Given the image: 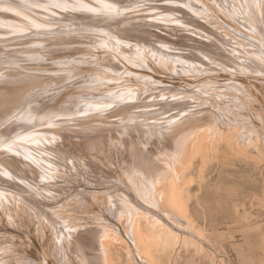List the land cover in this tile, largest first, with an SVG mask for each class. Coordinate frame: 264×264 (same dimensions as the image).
<instances>
[{
	"label": "rangeland",
	"instance_id": "1",
	"mask_svg": "<svg viewBox=\"0 0 264 264\" xmlns=\"http://www.w3.org/2000/svg\"><path fill=\"white\" fill-rule=\"evenodd\" d=\"M103 2L118 12L100 10L102 0H0V96L8 92L0 97V264L67 263L63 233L113 221L115 198L132 193L124 186L112 194L111 182L130 168L123 141L108 132L131 126L150 152V132L193 117L218 136L198 144L182 175L180 211L167 223L184 240L149 243L144 260L264 264V7L255 6L262 1ZM97 129L107 130L106 145L90 151L87 135Z\"/></svg>",
	"mask_w": 264,
	"mask_h": 264
},
{
	"label": "bare ground",
	"instance_id": "2",
	"mask_svg": "<svg viewBox=\"0 0 264 264\" xmlns=\"http://www.w3.org/2000/svg\"><path fill=\"white\" fill-rule=\"evenodd\" d=\"M46 1V0H45ZM81 1V0H78ZM87 1V0H86ZM259 1V0H258ZM262 1V0H261ZM69 2V1H68ZM75 2V1H73ZM71 3V2H70ZM76 4V3H75ZM248 4V3H247ZM259 4V3H258ZM79 5V3H78ZM88 8V6H86ZM78 8V7H77ZM59 9V8H58ZM86 8H84L85 10ZM76 10V9H75ZM79 10V9H77ZM17 11V10H16ZM263 11V12H262ZM261 14L263 15L262 18L264 19V9L261 10ZM13 13V12H12ZM129 13V12H128ZM257 13V12H256ZM131 14V13H130ZM135 14V13H134ZM238 14V12H237ZM129 15V14H128ZM133 15V13H132ZM239 15V14H238ZM4 16V15H3ZM134 17V16H133ZM233 17V16H232ZM125 19V18H124ZM132 19V18H131ZM7 20V19H6ZM25 20V19H24ZM104 20V19H103ZM114 20V19H113ZM110 21V20H109ZM112 22V21H111ZM120 22V20H119ZM259 22V21H258ZM16 23V22H15ZM96 23V22H94ZM103 23V22H102ZM134 23V22H133ZM264 23V22H263ZM69 25V24H68ZM108 25V24H107ZM136 25V24H134ZM206 26V25H205ZM261 26V25H260ZM64 27V26H63ZM67 28V26L65 25ZM245 29V28H244ZM218 31V30H217ZM120 32V31H119ZM14 33V32H12ZM29 33V32H28ZM13 35V34H12ZM262 37V36H261ZM3 48V47H2ZM5 48V47H4ZM19 73V72H18ZM21 74V73H20ZM50 76V75H49ZM18 81V80H17ZM2 82V81H1ZM35 84V83H34ZM1 85V83H0ZM10 85V84H9ZM29 85V84H28ZM32 85V84H31ZM21 86V85H20ZM1 87V86H0ZM15 87V86H14ZM29 87V86H28ZM33 87V86H32ZM30 91V89H28ZM32 90V88H31ZM35 90V89H34ZM13 91V90H12ZM11 91V92H12ZM27 91V90H26ZM6 93L8 92H3L0 97L4 96L6 97ZM11 94V93H10ZM13 94V93H12ZM28 94V93H27ZM170 94V93H169ZM16 95V94H15ZM14 95V96H15ZM22 95V94H21ZM26 95V94H25ZM24 95V96H25ZM13 96V95H12ZM11 96V97H12ZM9 98V97H8ZM23 99L22 97H20ZM13 99V97H12ZM17 97L15 98V100ZM7 101V100H6ZM5 101V102H6ZM21 101V100H19ZM16 103V102H15ZM20 103V102H19ZM141 103V102H140ZM4 105V99L0 100V106ZM6 106V105H5ZM14 106V105H13ZM157 106V105H156ZM49 107V106H48ZM168 107V106H167ZM6 108V107H5ZM12 108V107H11ZM55 108V107H54ZM169 108V107H168ZM9 109V108H8ZM7 109V110H8ZM19 109V108H18ZM17 109V110H18ZM129 109V108H128ZM2 109H0L1 111ZM15 110V109H14ZM54 110V109H53ZM190 110V109H189ZM4 111V110H3ZM16 111V110H15ZM14 111V112H15ZM41 111H43L41 109ZM123 111V110H122ZM188 111V110H187ZM130 112V111H128ZM190 112V111H189ZM1 113V112H0ZM9 113V112H7ZM12 113V112H11ZM11 113L8 114L11 117ZM43 113V112H42ZM118 113V112H117ZM188 113V112H187ZM6 114V113H5ZM4 114V115H5ZM15 114V113H14ZM13 114V115H14ZM22 113L20 112V115ZM47 114V113H45ZM130 114V113H129ZM129 114H125L123 117H128ZM134 114V113H133ZM133 114H130V117H133L131 119V122H134L132 120H135ZM178 114V113H177ZM1 115V114H0ZM3 115V114H2ZM3 115V116H4ZM135 115V114H134ZM138 115V114H137ZM151 115V114H150ZM186 115V114H184ZM101 116V115H100ZM121 116V114H120ZM6 117V116H4ZM9 117V116H8ZM41 117V116H40ZM56 117V116H55ZM87 117V116H86ZM117 117V116H116ZM122 117V116H121ZM139 117V116H138ZM143 117V116H142ZM150 117V116H149ZM153 117V116H151ZM177 117V116H176ZM181 117V116H180ZM3 117H1L2 119ZM103 118V117H102ZM101 118V119H102ZM111 120L109 116L106 117V119ZM128 118V119H129ZM141 118V117H140ZM145 117L141 118L148 122L150 125L154 124L155 119L150 120L148 118L144 119ZM101 119H96L93 123L94 126L97 125V123H101ZM120 119V118H119ZM41 120V119H40ZM49 120V119H48ZM92 120V119H91ZM98 120V121H97ZM137 120V118H136ZM158 120V119H157ZM164 120V119H163ZM185 120V119H184ZM187 120V119H186ZM87 121V119H86ZM101 121V122H100ZM112 121V120H111ZM122 121V120H121ZM140 121V120H138ZM10 122V121H9ZM93 122V120H92ZM114 122L118 123L119 122L114 119ZM144 122V121H143ZM1 123V122H0ZM122 123V122H121ZM130 123V121H129ZM165 123V122H164ZM201 122L197 121L196 117L193 119L191 118L190 121L188 122H182L180 119H178L172 124L169 125L168 127H160L155 129V133L150 132L148 135V138H150L149 143V149H146V147L140 143V140H134V130L128 125L124 129L118 131H111L110 133L108 132L109 135H114L118 139L120 138L121 141H123V150L121 151L123 153V158L122 162H126L129 165L130 170L124 171L122 169V177H119L116 179V182H111L113 183V189L115 194L118 193L119 191L121 192L122 189H124V186H128V190L132 189L131 192H126L125 194H122V197L117 196L119 198L117 199L116 205L111 206L114 211L111 212V219H106L103 221H99L93 229L90 228L89 230H83V228H80L76 225H74L75 228H72V232H67L66 229L70 226L66 227V232L63 233V237L60 242H63V250L66 253L65 257L67 258V263L63 259L62 263L63 264H114L113 262V255L115 256H123L124 259L132 258L134 261L137 262V264H146L147 260H144V257L148 255V253H145L146 249L151 248V245L155 247V249H160V246L165 247L167 245L166 241L167 239L165 238H170V241H175L177 240L178 244V239L179 235L178 232L176 233L174 230L168 227L167 222H175L172 221V216H176L174 213L180 211V209L177 206L178 203V195H179V190L181 188V182H182V175L183 172L186 171L189 163L191 162V159L193 158L195 154V150L198 147V144L201 141H205L210 143L213 139L216 140L215 138L218 135H215L213 131L209 129H205L206 126H203L200 124ZM207 121L205 122V124ZM25 124V123H24ZM131 124V123H130ZM133 124V123H132ZM146 124V123H145ZM215 124V123H214ZM11 125V124H10ZM9 125V126H10ZM19 125V124H16ZM92 125V126H93ZM107 125V124H104ZM144 125V124H143ZM12 126V125H11ZM101 126V125H100ZM103 126V125H102ZM114 126V125H112ZM17 127V126H16ZM22 127V126H21ZM107 127V126H105ZM117 127V126H116ZM216 127V126H215ZM6 128V127H5ZM114 128V127H113ZM119 128V127H118ZM137 128V127H136ZM142 128V127H141ZM148 128V127H147ZM207 128V127H206ZM209 128V127H208ZM12 129V128H11ZM109 129V128H108ZM138 129V128H137ZM146 129V128H145ZM152 129V128H151ZM148 129V130H151ZM113 130V129H112ZM136 130V129H135ZM219 130V129H218ZM225 130V129H224ZM12 131H15L12 129ZM11 131V133H13ZM107 130H102V129H97L94 131H89V137L87 135V145L88 149L90 151H95L94 149H101L105 143V139L107 138ZM153 131V130H152ZM229 133L231 130H228ZM227 131V132H228ZM5 132V131H4ZM140 132V131H139ZM145 132V131H144ZM154 132V131H153ZM227 132L223 131L222 133L220 132L219 135L221 136H226ZM94 133V134H91ZM152 133V134H151ZM215 133V132H214ZM146 134V132H145ZM235 134V133H234ZM43 135V134H42ZM49 135V134H48ZM140 136V133H138ZM137 135V136H138ZM230 135V134H228ZM233 135V134H232ZM138 136V137H139ZM223 136V138H224ZM235 136V135H234ZM44 137V136H43ZM46 138H43L44 140H47L48 138L52 139V136H47L45 135ZM91 137H93L91 139ZM147 137V136H146ZM155 139H151L154 138ZM229 136H227L228 139ZM233 137V136H232ZM2 138V137H1ZM0 138V139H1ZM29 138V137H28ZM36 138V137H35ZM86 138V137H85ZM116 138H114V141ZM140 138V137H139ZM231 138V137H230ZM229 138V140H230ZM48 139V140H49ZM84 139V138H83ZM112 139V138H111ZM141 139V138H140ZM220 140V138H218ZM2 140V139H1ZM27 140V139H26ZM47 140L48 143H50ZM78 140V139H77ZM232 140V138H231ZM235 140V139H234ZM34 141V140H33ZM146 141V138L145 140ZM46 142V141H43ZM118 142V141H117ZM30 143V141H29ZM53 143V142H52ZM65 143V142H64ZM68 143V142H67ZM65 143V146L66 144ZM116 143V142H115ZM114 143V144H115ZM119 143V142H118ZM121 143V142H120ZM234 143V141H233ZM3 144V143H2ZM37 144V143H35ZM63 144V142H62ZM83 144V142H82ZM147 144V145H148ZM28 145V144H27ZM40 145V144H39ZM64 145V144H63ZM120 145V144H119ZM118 145V146H119ZM33 146V145H32ZM44 146V145H43ZM84 146V145H83ZM6 147V146H5ZM42 147V146H40ZM106 147V146H105ZM4 148V147H3ZM2 148V149H3ZM85 148V147H84ZM115 148H118L117 145ZM83 149V148H82ZM87 149V148H86ZM103 149V148H102ZM106 150V148H105ZM121 150V148L119 149ZM29 151V150H28ZM84 151V150H83ZM82 151V153H83ZM101 151V150H100ZM103 151V150H102ZM2 152V151H1ZM62 152V151H61ZM64 152V151H63ZM105 152V151H103ZM90 153V152H89ZM93 153V152H92ZM101 153V152H100ZM60 154V153H59ZM108 154V153H107ZM2 156H4L2 154ZM16 156V155H15ZM37 156V155H36ZM105 156V155H103ZM120 156V155H118ZM12 158V157H11ZM121 158V159H122ZM6 160V158H4ZM25 159V158H24ZM30 159V158H29ZM32 159V158H31ZM1 160V159H0ZM33 160V159H32ZM52 160V159H51ZM79 160V159H78ZM22 161V159H21ZM77 161V160H76ZM75 161V162H76ZM1 163V161H0ZM8 163V162H7ZM33 163V162H32ZM68 163V162H67ZM26 164V163H24ZM100 164V163H99ZM98 164V166H99ZM14 164H11V166ZM28 165V164H27ZM22 166V165H21ZM24 166V165H23ZM67 166V165H66ZM101 166V165H100ZM3 168V167H2ZM13 168V167H12ZM15 168V167H14ZM29 168V167H28ZM84 168V167H83ZM101 168V167H100ZM99 168V169H100ZM121 168V167H120ZM11 169V168H10ZM12 170V169H11ZM10 170V171H11ZM24 170V169H23ZM97 170V169H96ZM71 171V170H70ZM92 172V171H91ZM99 172V170H98ZM13 174V173H12ZM99 174V173H98ZM101 175V174H100ZM19 176V175H18ZM89 176V175H88ZM3 177V176H2ZM28 177V176H27ZM31 177V176H30ZM37 177V176H36ZM62 177V176H61ZM99 177V176H98ZM104 178V177H103ZM30 180V179H29ZM23 181V180H22ZM125 181V182H122ZM29 182V181H28ZM23 183V182H22ZM25 183V181H24ZM30 183V182H29ZM110 183V186H112ZM18 184V183H17ZM22 185V184H21ZM106 185V184H105ZM104 185V186H105ZM109 186V185H108ZM84 189V188H83ZM78 190V189H77ZM106 190V189H105ZM127 191V190H126ZM131 191V190H130ZM67 192V191H66ZM86 192V191H85ZM116 196V195H115ZM114 196V197H115ZM84 197V196H83ZM113 197V196H112ZM111 197V198H112ZM113 197V199H114ZM63 198V197H62ZM110 200V199H109ZM108 200V201H109ZM139 202H135V201ZM80 201V200H79ZM105 201V200H104ZM107 201V203H108ZM141 201V203H140ZM43 202V201H42ZM115 202V201H112ZM78 204V203H77ZM80 204V202H79ZM99 204V203H98ZM102 204V203H101ZM106 204V203H105ZM114 204V203H113ZM112 204V205H113ZM104 205V204H103ZM107 205V204H106ZM79 206V205H78ZM105 206V205H104ZM110 206V205H109ZM103 208H101L102 210ZM84 210V209H83ZM49 211V210H48ZM86 211V210H85ZM18 212V211H17ZM101 212V211H100ZM94 213V212H93ZM181 213V212H180ZM159 215V216H158ZM65 216V215H63ZM76 216V215H75ZM101 216V215H100ZM103 216V215H102ZM101 216V217H102ZM114 216V217H113ZM173 216V217H174ZM71 217V216H70ZM99 217V216H98ZM97 217V218H98ZM104 217V216H103ZM110 217V216H109ZM78 218V217H77ZM27 219V218H26ZM67 219V218H65ZM70 219V218H69ZM68 219V220H69ZM83 219V218H82ZM81 219V222H82ZM176 219V218H175ZM28 220V219H27ZM38 220V219H37ZM47 220V219H46ZM64 220V219H63ZM72 220V219H70ZM69 220V221H70ZM87 220V218H86ZM66 221V220H65ZM79 221V220H78ZM84 221V219H83ZM87 221H90L88 219ZM86 221V222H87ZM112 221V222H111ZM53 222V221H52ZM63 222V221H62ZM76 222V221H75ZM73 221V224L75 223ZM85 222V223H86ZM95 222V221H94ZM118 222V223H116ZM25 223V222H24ZM68 223V221H67ZM78 223V222H77ZM80 223V222H79ZM90 222H88L89 224ZM96 223V222H95ZM27 224V223H26ZM30 224V223H29ZM84 223L82 225L79 224V226H84ZM59 225V223H58ZM78 225V224H77ZM26 226V225H25ZM53 226V224H52ZM93 226V225H92ZM30 227V226H29ZM54 228L56 226H53ZM89 227V226H88ZM60 230V227H58ZM63 229V227H61ZM70 228V227H69ZM182 228V227H181ZM180 228V229H181ZM177 229V227H176ZM179 229V227H178ZM24 230V229H23ZM53 230V229H52ZM56 231V230H55ZM21 232V231H20ZM61 231H59L60 233ZM63 232V231H62ZM65 232V231H64ZM54 233V232H53ZM58 233V235H60ZM176 233V234H175ZM24 234V233H23ZM50 234V233H49ZM182 234V233H181ZM36 235V234H35ZM40 235V233H39ZM62 235V234H61ZM58 237V236H57ZM39 238V237H38ZM50 238V237H49ZM41 239V238H40ZM179 240H184V239H179ZM18 241V240H17ZM59 241V238H58ZM57 241V242H58ZM171 241V242H172ZM198 241V240H197ZM154 242V243H152ZM184 242V241H183ZM170 243V242H169ZM168 243V244H169ZM174 243V242H173ZM180 243V242H179ZM45 244V243H44ZM62 244V243H61ZM119 246L118 250H116V246ZM171 244V243H170ZM169 244V245H170ZM58 245V244H57ZM149 245V247H148ZM59 247V246H57ZM161 247V248H162ZM36 248V247H35ZM47 248V247H46ZM56 248V247H55ZM116 248V249H114ZM169 248V247H166ZM23 249V248H22ZM62 249V248H61ZM147 249V250H148ZM33 250V249H32ZM38 250V249H37ZM61 250V251H63ZM150 250V249H149ZM67 251L71 253L72 251V256L70 258V254L67 255ZM162 251V250H161ZM59 253V251H57ZM119 255H117L118 253ZM149 252V251H147ZM62 253V256L63 254ZM12 254V253H11ZM45 254V253H44ZM49 255V254H48ZM60 255V254H59ZM57 256V255H56ZM69 256V260H68ZM52 257H54L52 255ZM62 257V258H65ZM151 256L148 255L146 257L147 259L150 258ZM51 258V256H50ZM119 258V257H118ZM8 259V258H7ZM6 259V260H7ZM129 259V260H130ZM53 260V259H52ZM12 260L6 261L8 263H3V264H12L10 262ZM15 261V260H14ZM13 261V262H14ZM38 261V260H37ZM61 261V260H60ZM133 261V260H131ZM151 261V260H150ZM148 260V262H150ZM19 264L20 262H16L13 264ZM61 263V264H62ZM151 263V262H150ZM32 264V263H31ZM35 264V263H34ZM41 264V263H40ZM135 264V263H134ZM149 264V263H148Z\"/></svg>",
	"mask_w": 264,
	"mask_h": 264
},
{
	"label": "snow or ice",
	"instance_id": "3",
	"mask_svg": "<svg viewBox=\"0 0 264 264\" xmlns=\"http://www.w3.org/2000/svg\"><path fill=\"white\" fill-rule=\"evenodd\" d=\"M57 6H59V5H57ZM255 6L256 7H264V0H262L261 3L256 4ZM100 10L105 11L107 13H117L118 12V9L116 8V6L114 4L103 2V0H102V4H101V9ZM7 147H8L9 151L12 150L11 149V145H8Z\"/></svg>",
	"mask_w": 264,
	"mask_h": 264
}]
</instances>
